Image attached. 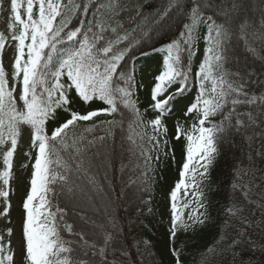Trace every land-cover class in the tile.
I'll return each instance as SVG.
<instances>
[{
    "label": "snow or ice",
    "instance_id": "1",
    "mask_svg": "<svg viewBox=\"0 0 264 264\" xmlns=\"http://www.w3.org/2000/svg\"><path fill=\"white\" fill-rule=\"evenodd\" d=\"M94 2L89 17V4L75 0H9L10 40L0 32V147L6 148L0 170L4 186L0 197L6 201L2 215L9 213L8 186L22 125L30 127L36 155L22 203V242L17 252L10 239L0 236V264H128L127 232L116 216L98 208L91 216L73 212L76 219L68 223L59 198L65 192L75 197L78 181L100 191L90 174L92 160L99 154L89 153L115 128L124 132L127 111L134 119L127 122L128 134L122 135V142L126 139L132 155L144 161L137 221L145 209L153 212L147 176L152 157L143 148L145 137L138 143L132 135V125L141 122L138 94L144 88L136 80L135 63L158 54L163 55L145 109L155 113L147 121L153 133L147 142L159 152L161 144L169 143L168 116L182 112L184 119H193L186 129L177 118L172 137L177 143L186 142L180 179L168 193V250L175 264H183V249L175 247L178 233L196 227L218 229L221 240L231 229L234 235L223 251L232 254V264H264V243L252 239L253 234L264 233V188L254 184L258 179L251 167L254 157L245 154L247 169L240 159L228 164L215 189V201L198 188L193 193L196 207L187 219L177 209L179 193L183 190L187 196L191 187L186 183L190 174L206 179L218 159L227 163L228 152L247 148L254 156H264V7L256 18L250 0H163L151 12L145 11L142 0ZM258 2L264 6V0ZM77 16L78 24L70 27ZM200 28L205 30V47L193 72L191 60L199 51ZM161 33L174 38L165 41ZM9 49L10 74L4 62ZM249 59L259 61V69ZM229 64L236 66L235 71L226 67ZM74 100L90 110H73ZM58 111L68 118L60 122ZM101 116L111 119H98ZM49 123L55 126L49 129ZM98 131L105 135H95ZM25 155L31 159L29 152ZM242 173L250 174L251 181H242ZM124 196L121 192L115 198ZM6 231L13 234L12 228ZM142 243L150 246L149 241ZM258 252L261 259L253 261ZM208 253L215 254L216 248L210 247Z\"/></svg>",
    "mask_w": 264,
    "mask_h": 264
},
{
    "label": "trees",
    "instance_id": "2",
    "mask_svg": "<svg viewBox=\"0 0 264 264\" xmlns=\"http://www.w3.org/2000/svg\"><path fill=\"white\" fill-rule=\"evenodd\" d=\"M76 3L83 5L88 3L90 10L88 16L91 17L92 9L95 8L94 0H75ZM145 4V11H153L158 8L163 0H142ZM218 2V0H217ZM250 12L251 14L259 18L261 6L258 0H250ZM79 22V16L73 18L72 25L74 27ZM205 30L200 28L199 35L200 40L198 41L199 51L191 60V66L193 72L199 65L204 51L203 36ZM165 41H168L174 37L161 33ZM163 54L155 56H149L143 59H139L135 63L136 68V80L142 82L144 88L139 90L138 94V107L140 109L141 122L134 123L132 125V135L139 143L140 137H145L143 142V148L147 151L148 155L152 157L150 170L147 176L150 181V195H151V208L153 212L149 214L147 209L143 216L137 221L135 206L138 204L137 197L140 195L139 192V179L142 166L144 164L143 159H137L129 151V143L125 139L122 142V135L127 136L128 126L127 122L132 121V117L127 111H125L126 123L124 125V132H121L120 128H115L112 135L104 142H97L95 147L91 150L89 155L92 153H98L92 160L93 168L90 172L95 177L96 183L100 187V191L90 188L85 184L84 181H78L77 187L74 189L76 192L75 197L70 193L62 194L59 198V204L65 208L68 212V223H72L75 216L73 212L80 214L92 215V210L87 207L86 201L98 203V208H104L106 212H110L113 216L118 218V222L124 227L127 232V245L131 252V256L128 258V264H175L174 258L169 252L168 243V229L170 227V207L168 201V193L174 187L175 182L179 180L180 166L184 160L183 145L186 143L183 139L177 143L172 139L174 135V124L177 118H180L186 129L190 128L193 119H184L182 112H177L174 115L168 116L165 123L168 128V140L167 146L161 144L159 152L155 151L151 144L147 142L146 137L151 136L152 129L147 125V121L154 118L155 113L151 110L145 111L149 104V87L153 79L154 74L158 71L160 66V60ZM243 60V57H241ZM183 62L187 63V58H183ZM248 63L253 64V67L259 69V61L253 63L251 59ZM242 66V65H241ZM226 67L235 71L236 66L229 64ZM178 86V85H177ZM194 93V90H193ZM97 107V105H92ZM73 110H77L81 113L90 110L87 106L80 103L79 101L73 102ZM59 121L62 122L68 118L67 113L58 111ZM98 119H111V117L101 116ZM90 122L85 123V127ZM52 123H49L47 127L51 129L54 127ZM82 131V129H81ZM97 136H103V131L95 133ZM92 137L89 136V139ZM174 150L175 160L172 159V151ZM167 153V155H165ZM248 157H254L251 161V167L258 179H255L254 184L264 188V156H254L253 152H248L247 148L243 152H228L227 163L223 158L218 159L212 169L210 175L201 180L198 175L190 174L191 178L186 177V183H193L194 188H189L188 195L185 196L183 190L179 193L177 209L182 210L184 218L187 219V214L196 207L194 192L202 189L208 199L215 201L216 194L215 189L218 187L219 181L223 179L224 173L228 170V164L233 163L236 159L243 161L242 167L244 169L249 168L250 163ZM159 157L157 160L156 157ZM71 163V162H70ZM138 165L140 167H138ZM241 180L244 182L251 181V175L241 174ZM130 181L136 183H130ZM105 183V184H104ZM87 193V195H81V193ZM93 192L95 194L93 195ZM123 192L124 198L116 200V196ZM144 199H147V194L144 195ZM255 198V197H254ZM188 207H184V204L189 203ZM100 205V206H99ZM84 210L82 212L81 210ZM99 215V213H97ZM95 218V217H94ZM67 238L66 233H62ZM234 233L231 229L228 230V235L225 239L221 240V232L218 229H201L196 227L190 229L188 232L181 231L178 233V239L175 241V247L182 248V261L183 264H232V254L225 253L223 250L227 248L228 244L231 243V236ZM252 239L260 243H264V233L258 232L252 235ZM149 241L150 246L142 243L143 241ZM210 247L216 248L215 254H209L208 249ZM239 252V249L236 250ZM248 256L244 259L248 260ZM239 259V257H237ZM253 261H259L261 259L260 253L258 252L252 257Z\"/></svg>",
    "mask_w": 264,
    "mask_h": 264
},
{
    "label": "rangeland",
    "instance_id": "3",
    "mask_svg": "<svg viewBox=\"0 0 264 264\" xmlns=\"http://www.w3.org/2000/svg\"><path fill=\"white\" fill-rule=\"evenodd\" d=\"M10 15V4L9 0H3V6L0 7V32H3L10 40L9 30L7 28L8 17ZM15 43V42H12ZM11 49L8 50V54L4 57L5 69L9 74L11 73ZM11 83V81H10ZM19 108L20 105L18 104ZM10 147V144L8 145ZM6 151V148L0 147V170L3 169L2 164V154ZM25 152L31 154V159L25 155ZM36 151L31 147V135L30 127L27 125L21 126V137L18 141L17 153L13 160V170L12 177L10 180L9 197L7 203L10 204L9 213L7 216L2 215L3 209L6 201L4 198L0 197V236H3L4 240H11L14 251H19L18 246L22 242V223L24 219V211L22 209L23 199L26 196L29 189V180L31 178L32 167L34 163V158ZM27 165V167H24ZM180 179V177H179ZM105 184V183H104ZM191 185L190 188H194L193 183H188ZM4 187L2 182H0V188ZM87 207L92 211H96L98 207L97 204L93 202L86 201ZM100 206V205H99ZM12 228L13 234L9 236L6 229ZM18 259V257H16Z\"/></svg>",
    "mask_w": 264,
    "mask_h": 264
}]
</instances>
